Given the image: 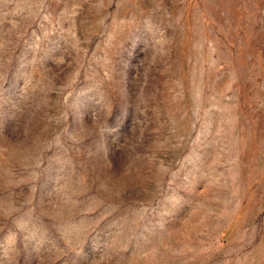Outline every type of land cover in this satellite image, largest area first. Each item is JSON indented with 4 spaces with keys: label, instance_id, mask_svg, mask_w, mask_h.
Returning a JSON list of instances; mask_svg holds the SVG:
<instances>
[{
    "label": "rangeland",
    "instance_id": "374dc122",
    "mask_svg": "<svg viewBox=\"0 0 264 264\" xmlns=\"http://www.w3.org/2000/svg\"><path fill=\"white\" fill-rule=\"evenodd\" d=\"M0 264H264V0H0Z\"/></svg>",
    "mask_w": 264,
    "mask_h": 264
}]
</instances>
